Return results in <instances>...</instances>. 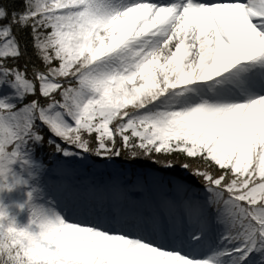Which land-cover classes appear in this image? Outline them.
I'll return each mask as SVG.
<instances>
[{
    "label": "snow or ice",
    "instance_id": "1",
    "mask_svg": "<svg viewBox=\"0 0 264 264\" xmlns=\"http://www.w3.org/2000/svg\"><path fill=\"white\" fill-rule=\"evenodd\" d=\"M0 264H264V0H0Z\"/></svg>",
    "mask_w": 264,
    "mask_h": 264
},
{
    "label": "rangeland",
    "instance_id": "2",
    "mask_svg": "<svg viewBox=\"0 0 264 264\" xmlns=\"http://www.w3.org/2000/svg\"><path fill=\"white\" fill-rule=\"evenodd\" d=\"M25 198L26 197L21 196L19 194V192H13L11 194L5 193L3 195V197H2L3 204L6 206L10 218L17 214V212L19 211V210L16 211V208L18 207L17 205L19 203H23V200ZM22 212H20V213H22L20 215V219H18L17 222H16L18 227L26 226L29 223V220H30L29 211L25 208L24 210H22ZM5 221H4L5 223H8V220H5Z\"/></svg>",
    "mask_w": 264,
    "mask_h": 264
},
{
    "label": "clouds",
    "instance_id": "3",
    "mask_svg": "<svg viewBox=\"0 0 264 264\" xmlns=\"http://www.w3.org/2000/svg\"><path fill=\"white\" fill-rule=\"evenodd\" d=\"M3 218H4V220H11V219H13L14 217H13V218H10L9 213H8V211H7Z\"/></svg>",
    "mask_w": 264,
    "mask_h": 264
},
{
    "label": "trees",
    "instance_id": "4",
    "mask_svg": "<svg viewBox=\"0 0 264 264\" xmlns=\"http://www.w3.org/2000/svg\"><path fill=\"white\" fill-rule=\"evenodd\" d=\"M19 210V211H18ZM17 213L21 212V209L19 207L16 208Z\"/></svg>",
    "mask_w": 264,
    "mask_h": 264
}]
</instances>
